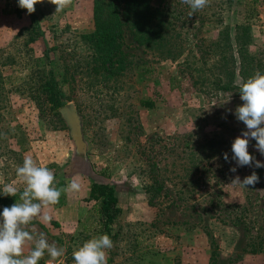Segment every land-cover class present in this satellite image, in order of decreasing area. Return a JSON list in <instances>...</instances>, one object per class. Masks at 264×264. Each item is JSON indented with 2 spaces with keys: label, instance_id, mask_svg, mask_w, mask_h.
<instances>
[{
  "label": "rangeland",
  "instance_id": "obj_1",
  "mask_svg": "<svg viewBox=\"0 0 264 264\" xmlns=\"http://www.w3.org/2000/svg\"><path fill=\"white\" fill-rule=\"evenodd\" d=\"M139 1L143 11L133 14V0H121L123 69L107 78L91 74V49L81 38L94 27L92 0H73L61 12L44 0L32 14L18 0H0V187H25L16 168L26 156L53 171L57 188L80 179L79 191L45 209L50 223L37 218L27 226L64 250L39 264H75L73 251L102 234L113 242L107 264H264L263 252L248 250L264 232V167L232 160L231 145L246 130L235 116L243 101L238 90L218 87L232 74L233 51L212 43L224 25L231 34L234 24L249 26L245 50L264 73V0H209L192 15L179 0ZM159 19L161 45L153 35L139 38L145 27L154 34ZM34 25L39 35L30 42L25 28ZM44 64L70 81L62 86L70 99L58 108L62 129L49 127L26 89L30 72ZM255 145L249 138L248 151L264 162ZM253 171L260 177L254 186L231 184ZM154 179L162 188L149 204ZM95 181L110 182L118 195L109 232L98 203L86 199ZM15 202L19 195L0 194V212Z\"/></svg>",
  "mask_w": 264,
  "mask_h": 264
},
{
  "label": "clouds",
  "instance_id": "obj_2",
  "mask_svg": "<svg viewBox=\"0 0 264 264\" xmlns=\"http://www.w3.org/2000/svg\"><path fill=\"white\" fill-rule=\"evenodd\" d=\"M56 6L55 12H61L72 5L73 0H48ZM187 4L192 12L205 8L209 0H181ZM44 3V0H18V6L26 9L28 14L35 12V5ZM239 88L243 104L235 109V116L246 126V130L237 136L232 145V160L237 166L264 167V162L256 160L248 151L249 138L255 139L256 149L264 155V73L257 71L247 80L236 83ZM225 161H229L224 153ZM236 172V167L230 168ZM20 183L25 185L21 190L16 183L3 184L0 194L17 197L19 202L10 207H4L0 212V264H39L47 255L55 261L64 255V250L55 244H50L44 233L38 237L27 230V226L39 218L42 223L48 224L52 215L45 209L59 203L62 193L79 191L81 181L77 177L69 182L66 187L55 186V175L46 166H39L31 156L24 158L22 166L16 168ZM260 177L255 171L246 176L242 181L237 176L231 184H240L244 187L254 186ZM30 251L25 255V247ZM113 242L108 234H102L85 241L82 246L74 250L72 257L75 264H107L106 249H111Z\"/></svg>",
  "mask_w": 264,
  "mask_h": 264
},
{
  "label": "trees",
  "instance_id": "obj_3",
  "mask_svg": "<svg viewBox=\"0 0 264 264\" xmlns=\"http://www.w3.org/2000/svg\"><path fill=\"white\" fill-rule=\"evenodd\" d=\"M92 18H93V30L82 34L81 38L91 49L90 61L88 62L89 70L94 77L106 76L110 78L115 75L117 71L123 69L122 60V39H123V23L120 18V5L121 0H92ZM256 2L257 0H252ZM181 3V0H179ZM231 3V0H230ZM141 1L133 0V14H138L143 11L141 9ZM221 6H216L215 10L221 20ZM162 13V11H159ZM215 13V12H214ZM140 15V14H139ZM203 19L200 22V26L204 23ZM143 22V21H142ZM164 21L159 19L154 30V34L149 29L138 30L137 34L139 38H148L149 35L154 36V42L157 45H161L164 40L162 28ZM25 31L29 34V41L35 40L39 35L38 26L34 25L30 28H25ZM234 34H231V27L224 25L222 29H219L217 33L218 39L212 41L213 45L218 47L227 45L233 51V70L230 78L227 82H218L220 89H236L239 88L234 82L236 66H238V76L241 80H247L252 77L257 71L261 72V64L259 60L246 53V45L251 41V33L249 26L244 24H234ZM151 37V36H150ZM222 41V42H221ZM236 61H235V55ZM237 62V64H236ZM145 71H143L144 73ZM248 74L250 76H248ZM63 84H70L67 73H64L61 78H57L53 68L39 66L34 71L30 72L28 76L27 90L33 100L36 108L38 109L40 117L47 121L48 125L52 129H62L65 127L63 120L58 112V108L64 104L65 100L70 99V95H65L62 92ZM140 105L145 108H152L154 101L150 99H140ZM157 181L149 186L148 191H153V195H149V204H152L153 198L161 191L162 186L156 184ZM151 187V189H150ZM87 200H94L99 205L100 221L103 229L106 232L110 231V224H112L116 216L120 212L118 207V195L115 187L107 181H95L92 182L87 195ZM8 199L3 200L7 203ZM264 206V205H263ZM261 228H259L260 230ZM257 237L259 241L253 242L249 246V251L252 253L263 252L264 253V232L258 231Z\"/></svg>",
  "mask_w": 264,
  "mask_h": 264
},
{
  "label": "built area",
  "instance_id": "obj_4",
  "mask_svg": "<svg viewBox=\"0 0 264 264\" xmlns=\"http://www.w3.org/2000/svg\"><path fill=\"white\" fill-rule=\"evenodd\" d=\"M45 264H52V263L47 262V263H45Z\"/></svg>",
  "mask_w": 264,
  "mask_h": 264
},
{
  "label": "water",
  "instance_id": "obj_5",
  "mask_svg": "<svg viewBox=\"0 0 264 264\" xmlns=\"http://www.w3.org/2000/svg\"><path fill=\"white\" fill-rule=\"evenodd\" d=\"M69 106H71V105H69Z\"/></svg>",
  "mask_w": 264,
  "mask_h": 264
}]
</instances>
